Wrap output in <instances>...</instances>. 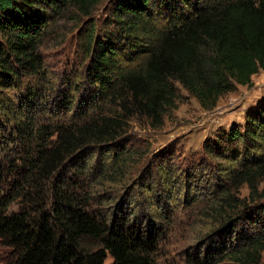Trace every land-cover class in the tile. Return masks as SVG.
Here are the masks:
<instances>
[{"label": "trees", "instance_id": "1", "mask_svg": "<svg viewBox=\"0 0 264 264\" xmlns=\"http://www.w3.org/2000/svg\"><path fill=\"white\" fill-rule=\"evenodd\" d=\"M100 1L0 0V149L6 157H0V241L11 248L6 264H157L160 224L99 209L79 182L88 166L78 158L98 148L110 151L132 121L160 125L176 106L178 84L211 109L264 71V0H113L115 28L92 35L83 80L63 79L66 88L50 97L42 47L51 23L69 11L89 16ZM60 106L66 112L54 119ZM204 149L211 156L243 158L207 210V238L217 234L223 241L198 254L204 263L210 255L259 256L264 97L245 113L242 127L206 141ZM243 184L247 198L232 192ZM237 234L241 243L229 245Z\"/></svg>", "mask_w": 264, "mask_h": 264}, {"label": "rangeland", "instance_id": "2", "mask_svg": "<svg viewBox=\"0 0 264 264\" xmlns=\"http://www.w3.org/2000/svg\"><path fill=\"white\" fill-rule=\"evenodd\" d=\"M112 6L113 0H101L89 16L69 11L51 23L49 38L42 47L49 80L53 83L50 95L47 93L50 97L58 94L62 86L66 88L62 83L65 78L80 75L76 82L81 83L90 58L92 35L102 36L106 30L115 28ZM142 58L138 56L135 61L139 63ZM252 80V85L238 84L234 91L222 95L211 109L204 108L178 84L176 106L160 125L132 121L119 143L110 145V151L98 148L78 158V163L88 166L79 182L87 185L99 209L109 214L122 210L131 217L140 215L160 224L162 239L157 249V264H203L204 254H198L200 249L206 250L212 244L210 249L215 250L223 241L217 234L207 238L212 230L207 210L222 193V185H229L227 173L238 167L243 155L236 159L228 155L211 156L204 143L217 142L235 125L245 124V113L264 97V71L254 74ZM61 108L58 107L60 112L54 119L66 112ZM1 153L0 149V157L6 158ZM120 153L122 157L115 160L113 154L118 157ZM70 173L76 174L75 169L71 168ZM232 192L237 197H249L246 184ZM17 202L13 201L10 209H17ZM239 240L237 234L228 243H241ZM233 256L210 255L211 262L204 264H264V250L259 256L251 252L242 260ZM10 258L11 248L0 241V264H6ZM111 261L112 257L108 256L106 262Z\"/></svg>", "mask_w": 264, "mask_h": 264}]
</instances>
